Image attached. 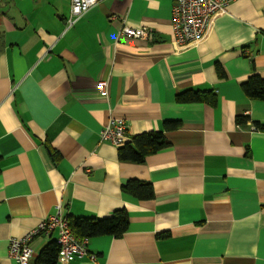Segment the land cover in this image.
Here are the masks:
<instances>
[{"label": "crops", "instance_id": "0c3cea01", "mask_svg": "<svg viewBox=\"0 0 264 264\" xmlns=\"http://www.w3.org/2000/svg\"><path fill=\"white\" fill-rule=\"evenodd\" d=\"M174 4L99 0L67 29L71 0H0V264H17L10 240L59 207L68 218L126 209L130 224L90 239L95 260L58 264H264V131L252 129L264 101L242 89L264 78V0L232 2L186 46ZM124 26L148 27L154 41L124 37ZM186 91H211L217 104L178 102ZM111 118L131 138L162 131L169 146L120 161L100 137ZM130 181L152 184L154 198L123 193ZM58 236L36 239L31 264Z\"/></svg>", "mask_w": 264, "mask_h": 264}, {"label": "built area", "instance_id": "2783aa9c", "mask_svg": "<svg viewBox=\"0 0 264 264\" xmlns=\"http://www.w3.org/2000/svg\"><path fill=\"white\" fill-rule=\"evenodd\" d=\"M234 1L236 0H175L172 24L176 41L186 46L201 40L206 35L214 16L225 11ZM98 3L99 0H71L67 29L74 27ZM120 35L148 42H153L155 38L154 30L148 27L124 26L120 30ZM97 88L102 97L108 96L106 81H99ZM252 129L257 130L255 126H252ZM100 137L102 141L109 142L118 148L131 141L126 121L119 118H111L101 131ZM56 230L59 231L57 239L60 246L59 258L67 262L73 256L96 259L89 250L90 239H80L73 233L69 218L63 214L61 207L55 215L43 219L37 228L30 230L25 236L11 239L10 256L17 264H31L36 239L44 235L52 236Z\"/></svg>", "mask_w": 264, "mask_h": 264}, {"label": "trees", "instance_id": "16d2710c", "mask_svg": "<svg viewBox=\"0 0 264 264\" xmlns=\"http://www.w3.org/2000/svg\"><path fill=\"white\" fill-rule=\"evenodd\" d=\"M217 68L220 77H225L223 67L218 65ZM242 89L248 98L264 101V78L260 75L256 73L251 75L242 84ZM177 101L216 105L217 97L211 91H186L178 95ZM247 120V117H240L238 124L243 126ZM179 126L178 122H167L165 128L166 130H176ZM254 126L257 130L264 131V125L256 123ZM168 146L169 143L162 131L139 134L131 138V141L125 146L119 148L118 159L123 162L144 163L147 157ZM122 191L138 201L152 200L155 196L152 184L138 181L126 183L123 185ZM69 224L73 233L80 239H94L102 236L120 238L128 231L130 221L128 211L119 209L107 218L71 217ZM59 253L58 241H52L41 250L34 264H58Z\"/></svg>", "mask_w": 264, "mask_h": 264}]
</instances>
